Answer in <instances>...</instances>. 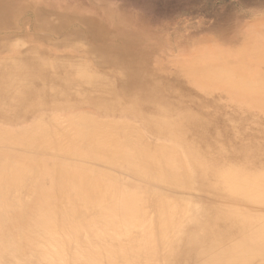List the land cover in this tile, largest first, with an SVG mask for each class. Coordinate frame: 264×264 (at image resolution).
I'll return each instance as SVG.
<instances>
[{
  "label": "bare ground",
  "instance_id": "1",
  "mask_svg": "<svg viewBox=\"0 0 264 264\" xmlns=\"http://www.w3.org/2000/svg\"><path fill=\"white\" fill-rule=\"evenodd\" d=\"M14 13L10 22H0V34L17 29L21 12ZM46 13L35 14L34 21L23 25H38L55 16ZM64 30L57 29L52 36ZM113 48L111 42L97 41L88 49L105 55ZM108 60V67L116 63L115 58ZM146 66L142 61L135 66V73L139 75ZM152 68L155 75L160 73L156 67ZM2 69L0 64L3 137H0V264H261L264 261V219L244 216L233 209L237 200L248 203L256 199L253 203L264 204V170L256 177L263 187L246 190L248 186L242 182H248L250 169L228 164L226 168L237 170L225 174L218 171L213 177L203 165L196 149L211 144L199 127H146L152 139L167 138L177 144L142 151L130 141L132 129L126 120L108 123L98 120L105 117L108 109L116 107L136 123L144 124L150 118L161 122L159 116L173 115L177 109L172 105L181 101L164 95L170 81L136 76L123 86L118 81L104 90L110 79L106 73L101 84L92 85L99 87L98 96H87L74 105L64 106L61 97L55 99L53 92L54 98L44 105L45 83L53 85L54 91H61L65 85L74 87L75 81L70 78L62 84L66 81L48 80V76L38 80L36 67ZM84 85L87 88L81 86L80 90L88 92L90 85ZM119 87L127 90L126 95L120 93ZM160 105L165 107L164 111ZM143 106L150 112L143 113L137 108ZM45 111L56 114L37 118V114ZM66 112L69 115L63 117ZM177 119L181 123V118ZM61 122H67L66 126ZM107 127L123 134L119 141L98 137L97 131ZM178 131L186 133L197 146H182L186 150L184 162L176 151L180 148L178 138L173 136ZM62 139L67 141L61 143ZM204 150L209 156L223 154L216 153L211 146ZM165 151L166 154H157ZM193 157L199 159L195 164ZM232 158L233 155L228 160ZM178 161L180 164L186 161L188 170V163L192 162V174L198 177L194 184L188 178L191 171L185 174L187 180L177 179L174 164ZM149 163L156 168L158 165L156 175L146 174ZM207 178H214L219 185H205ZM128 179L137 181L139 191L151 184L172 189L183 187L194 191L195 196L227 199L230 205L207 206L201 197L190 196L184 198L185 203H179L174 197L159 194V198L147 186L144 195L153 194L162 203L145 207L149 197H141L138 190H133L134 182ZM260 192L261 198L257 200ZM147 208L155 209L157 218L151 217Z\"/></svg>",
  "mask_w": 264,
  "mask_h": 264
},
{
  "label": "rangeland",
  "instance_id": "2",
  "mask_svg": "<svg viewBox=\"0 0 264 264\" xmlns=\"http://www.w3.org/2000/svg\"><path fill=\"white\" fill-rule=\"evenodd\" d=\"M18 10L21 16L16 22L17 29L13 33L0 34L2 70L9 67L35 70L36 67L38 80L48 76V80L66 81L62 84L70 78L75 81L74 87L65 85L61 91H54L53 85L45 83L44 105L54 98L53 92L55 99L61 97L64 106L74 105L87 96H98L99 87L92 85L101 84L106 73L110 79L104 90L114 87L118 81L123 86L136 76L166 79L170 82L164 95L170 100H181L172 105L177 109L174 108L173 115H160L161 122L150 118L151 121L140 124L122 110L112 107L98 120L102 123L126 120L132 129L130 141L145 151H153L158 145L166 148L177 144L167 138L152 139L146 127H199L211 145L195 149L213 177L218 171L225 174L237 170L234 168L245 167L250 169L248 182H242L248 186L245 189L263 187L256 177L264 170V0H0V22H10L14 11ZM46 12L55 16L38 25H23L34 21L35 14ZM57 29L65 30L52 36ZM122 38L124 42H120ZM97 41L111 42L114 48L105 55L90 52L89 46H95ZM110 58H115L116 63L108 67ZM142 61L147 66L138 75L135 66ZM152 67L160 73L155 75ZM85 83L90 85L88 92L80 90L81 86L87 88ZM119 91L126 95L124 88L119 87ZM137 108L143 113L150 112L147 106ZM160 108L165 110L164 106L160 105ZM179 110L191 114L190 117H185ZM53 114L56 113L45 111L37 114V118ZM177 116L181 123L176 121ZM97 133L106 141H119L120 134L123 135L110 127ZM173 133L180 146L176 149L179 159L184 162L186 150L182 146L197 147L196 143L183 131ZM66 141L62 139L61 143ZM208 146L223 154L209 156L204 150ZM157 154H166V151ZM193 159L194 164L199 161L196 157ZM149 164L146 174L156 175L158 165L156 168ZM182 164L179 161L174 164L177 179L187 180L185 174L191 171L188 178H191L190 184H194L198 177L192 174V162L188 163L190 170ZM228 164L234 168H226ZM206 181L207 186L219 185L214 178ZM133 182L134 189H131L138 190L137 181ZM156 185H146L145 189L149 186L158 197L159 194L174 197L173 200L179 203H185L190 196L201 197L207 206L230 205L227 199L210 200L203 194L195 196L194 191L181 186L172 189ZM145 189L138 190L141 197H149L144 206H156L160 197L145 196ZM255 198L260 200L261 192ZM255 200L248 203L234 201L232 208L244 216L264 219V204H255ZM147 211L151 217L157 218L155 209L147 208Z\"/></svg>",
  "mask_w": 264,
  "mask_h": 264
}]
</instances>
